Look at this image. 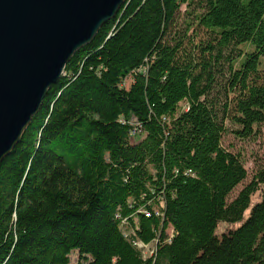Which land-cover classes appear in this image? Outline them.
Returning a JSON list of instances; mask_svg holds the SVG:
<instances>
[{
    "label": "trees",
    "instance_id": "16d2710c",
    "mask_svg": "<svg viewBox=\"0 0 264 264\" xmlns=\"http://www.w3.org/2000/svg\"><path fill=\"white\" fill-rule=\"evenodd\" d=\"M263 126L264 0H126L0 162V264H264V169L228 201L222 145Z\"/></svg>",
    "mask_w": 264,
    "mask_h": 264
},
{
    "label": "water",
    "instance_id": "95a60500",
    "mask_svg": "<svg viewBox=\"0 0 264 264\" xmlns=\"http://www.w3.org/2000/svg\"><path fill=\"white\" fill-rule=\"evenodd\" d=\"M126 0H0V162L76 52Z\"/></svg>",
    "mask_w": 264,
    "mask_h": 264
},
{
    "label": "rangeland",
    "instance_id": "374dc122",
    "mask_svg": "<svg viewBox=\"0 0 264 264\" xmlns=\"http://www.w3.org/2000/svg\"><path fill=\"white\" fill-rule=\"evenodd\" d=\"M200 37L204 38L203 33L200 34ZM133 124L135 125V128L137 129L139 125H137L135 120H133ZM136 129L132 130L131 134L133 135L134 133H137L142 136L143 134L141 132V129H138V130ZM137 137H140V136L136 135L135 138ZM222 145L224 148H226L227 150L231 152H234V153L241 152L242 154L245 155V158H246L245 159V162H246L245 170L247 172V178L241 184H239L233 190V192L229 195L228 201H231L238 194V192L250 182L251 178L257 171L264 169V126L262 127L260 134L257 137V140L255 142H250V141L242 142V141L235 139L232 135H226L222 139ZM166 235L168 239L169 238L171 239V236H172L171 234H167L166 232ZM152 244H154V246L150 244L149 245L143 244L144 247L141 249V252L145 257L152 256V253L156 245V240L152 242ZM69 264H86V262L83 260L79 262L77 258V252L72 251L69 255Z\"/></svg>",
    "mask_w": 264,
    "mask_h": 264
},
{
    "label": "built area",
    "instance_id": "2783aa9c",
    "mask_svg": "<svg viewBox=\"0 0 264 264\" xmlns=\"http://www.w3.org/2000/svg\"><path fill=\"white\" fill-rule=\"evenodd\" d=\"M136 246L139 247L140 249H142V248L144 247L143 243H140V242H138V243L136 244ZM142 255H143V254H142ZM143 257H145V256L143 255Z\"/></svg>",
    "mask_w": 264,
    "mask_h": 264
}]
</instances>
